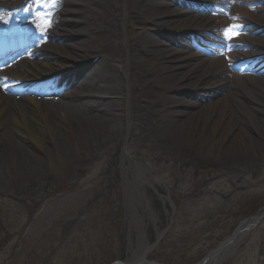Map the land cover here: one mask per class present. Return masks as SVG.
Returning <instances> with one entry per match:
<instances>
[{
  "label": "rangeland",
  "instance_id": "obj_1",
  "mask_svg": "<svg viewBox=\"0 0 264 264\" xmlns=\"http://www.w3.org/2000/svg\"><path fill=\"white\" fill-rule=\"evenodd\" d=\"M48 1L60 3L63 0ZM159 1L170 4L174 9L197 13L192 9L193 2ZM122 4V0H117L114 5L117 18L121 16ZM211 4L212 1H209ZM50 5L54 8L49 6V12L55 11L57 5ZM221 5L214 4L212 11L207 10L202 15L224 18L229 9ZM259 6L240 5L245 8L248 17L255 19L264 17V11L259 13L254 10ZM105 9L108 10V3ZM109 11L113 13L110 8ZM242 15L229 18L227 26L248 24ZM111 20L114 22L113 18ZM205 25L206 22H202L197 29H205ZM254 25L244 27L246 29L239 30V34L249 39H259L255 33L246 34ZM100 32L102 29L86 34L89 40L84 48L89 50L88 55L78 56L67 48L55 55L54 61L64 68L75 67L70 85L64 86L62 80L55 78L28 93L25 91L23 95L40 101L52 98L56 102L54 107H59V114L70 122L97 113V105L102 104V101H98L99 97H105L103 104L107 107L109 119L115 124L110 127L101 146L89 147L93 136L86 134V140L81 134L77 137L75 123L72 128L63 119L52 117L57 127L55 136H50V130L43 132V135L40 133V136L53 157L56 155L55 138H61L68 145L64 151L68 160H63L59 171L55 172L49 166L47 156L32 148L43 161L40 173L20 176L13 182L6 181L0 185V264H112L130 259L138 244V233L130 225L129 215L122 208L120 198V174L126 175L128 180L132 177L128 161H121L124 145L125 154L147 168L150 176L160 185L153 184V188L164 196L168 195L175 208L171 215L165 202L152 193V188L142 186L153 213V217L148 212L141 214L145 224L143 243L147 246L144 255L149 264H198L230 237L243 221L250 219L254 222V217L264 211V144L260 150L243 148L240 144L246 145L244 138L232 143V135H229L217 147L215 155L204 154L193 145V141L189 142L186 124L180 134L172 135L168 129L157 128L156 122L147 124L141 121V117L147 115L161 124L174 112L193 111L192 107H186V101L205 104V101L211 100V96L203 98L201 94L206 95L207 92L198 88L185 89L188 81L171 88L167 78L163 77L161 67L154 66L159 68L157 75L153 76L159 88L151 92V105L142 106V112L137 111L127 93L130 74L126 73L122 57L128 56L129 52L126 54L127 49L118 47L116 50L99 47L102 45L99 42ZM216 32L222 33L219 27ZM186 33L182 31L179 34L183 36L181 44L170 42L162 33L154 37L168 52L174 49L182 51L181 58L186 59L194 53L201 56L202 51H196L193 43L205 45L203 39L212 36L205 31L190 30L187 36ZM115 37L117 41V33ZM83 38H67L56 44L80 43ZM233 40L239 46L238 50H250L248 46H243V40ZM53 44L48 40L43 41L41 46L49 49ZM32 48V45L24 49L22 46L19 54L10 62L18 59L16 63L21 65ZM220 51L224 52V47ZM96 57L100 59L94 62ZM27 60L34 62L31 57ZM82 63V67L78 66ZM96 68L100 70V77L95 78L88 92L83 90L72 97L60 99V94L75 91L77 83L87 82ZM231 69L232 73H238L239 66ZM241 84L251 91L257 90L245 80ZM86 93H90V96H85ZM211 93L219 96L216 91ZM17 94L21 95L22 91L19 90ZM164 99L167 103H163ZM183 101L185 105H182ZM129 111L131 113L127 115ZM232 111L237 121L248 124L242 113L235 109ZM206 113L203 112L201 116H208ZM198 127L204 133L210 131V127L204 126L201 121ZM69 129H74L73 133ZM65 170L68 175H64ZM247 225L242 229H246ZM163 231L165 233L157 242V234ZM217 264H264V218L255 220L237 244L221 255Z\"/></svg>",
  "mask_w": 264,
  "mask_h": 264
},
{
  "label": "bare ground",
  "instance_id": "obj_2",
  "mask_svg": "<svg viewBox=\"0 0 264 264\" xmlns=\"http://www.w3.org/2000/svg\"><path fill=\"white\" fill-rule=\"evenodd\" d=\"M26 1L0 0V19L3 22L8 21ZM186 1L193 2L192 9L199 14L193 11L174 9L170 4L159 0H122V13L117 18L113 11L117 0H63L57 4L53 12H49L46 0H29L25 7L34 5L35 9H32L31 12H35V14L30 16L29 42L33 48L29 50L27 58L31 57L34 62L25 58L21 65L16 63L9 69L0 71V83L4 89L3 92L0 90V185L13 182V180L21 178L20 176H32L40 173L43 161L32 148L47 156L48 164L55 172L59 171L63 160H68L67 154L64 152L68 145L61 141V138H55L56 155L53 157V155L50 156L45 141L40 136V133L43 135V132L49 130L52 132H49L50 136H55L57 127L55 126L56 121L52 117H59L61 121L63 119L66 125H71L72 128L75 123L77 137L81 134L86 140V134L93 136V142L89 147H99L106 141L109 129L115 123L109 119L107 107L103 104L105 97H99L98 101H102V104L97 105V113L70 122L65 116L59 114V107H54L56 102L52 101V98L40 101L23 95L25 91L28 93L41 82L55 78L62 80L64 86L70 85L75 67L64 68L60 63L54 61L55 55L64 52L65 48L73 50L74 54L78 56L88 55L89 50L84 48L89 40L86 34L100 29L102 32H100L99 42L102 45L99 47L105 46L113 50L118 47L127 49L126 54L129 52L128 56L123 55L122 57L125 61L126 73L130 74L127 93L133 99V106L137 111L142 112L143 107L151 105V92L159 88L153 77L157 75L159 68L154 66L161 67L163 77L167 78L171 88L180 82L188 81L187 86H184L185 89L188 87L198 88L207 92L206 95L201 94L204 96L203 98L211 96L209 97L211 100L205 101V104L186 101V107H192L193 111L174 112L167 121L161 124L158 120L147 115H143L141 121H145L147 124L152 121L153 124L156 122L157 128L168 129L172 135L180 134L186 124V137L190 143L193 141V145L201 149L204 154L215 155L217 147L219 148L229 135H232V143L236 140L239 142L238 138L246 140V145L240 144V147H253V150H260L264 144V17L250 18L246 14L245 8H241L240 5H260L254 9L260 13L264 11V0ZM209 1H212L211 5H209ZM107 3L108 10L105 9ZM214 4H220L227 10L229 9L224 18H207L209 16L202 15L207 10L212 11ZM109 8L113 13L109 11ZM240 15L245 17L248 24L238 23L236 25L248 27L255 24L248 29L246 34L255 33L260 38L249 39L246 35H237L238 39L244 41L243 46H248L250 50L235 52L233 51L234 47L231 46H237V44L234 41H225L223 30L229 27L227 26L229 18ZM112 18L114 22H112ZM194 22L195 25H192ZM202 22H206L205 29H197ZM44 26H46L45 29ZM217 27L221 29L222 33L216 32ZM129 29L132 32L128 33ZM190 30L191 32H208L213 38H205V45L197 46L204 52L201 56L194 53L187 56L186 59L181 58L182 51L174 49L168 52L165 46L157 42L154 37L155 34L162 33L170 42L181 44L183 36H179L180 32L185 31L186 33L187 31V36L190 35ZM167 32L168 34H166ZM78 37H84L80 43H67L61 46L56 44L63 39L68 38L69 40ZM48 40L55 44L46 49L41 45L43 41ZM12 44L14 45V43ZM220 47L226 49L224 54H219L220 51L217 48ZM6 48L7 45L0 43V50ZM101 55L96 54V56ZM162 64H166L165 67ZM83 65L82 63L78 66L82 67ZM238 65H243L241 71L249 67L252 73L243 75L232 73L230 69ZM98 69L93 70L87 82L77 83L75 91L60 94V99L72 97L83 90L88 92L87 89L93 85L95 78L100 77ZM190 80L192 82H189ZM242 80L253 84L257 90L251 91L245 88L241 84ZM19 90L22 91L21 95L17 94ZM212 91L219 93V96L212 94ZM85 96H90V93H86ZM48 101L52 102L48 103ZM165 101L166 99L163 100V103H167ZM182 105H185L184 101ZM233 109L247 118V125L236 120ZM205 111L209 115L202 117L201 114ZM130 113L129 111L127 115ZM200 121L204 126L210 127L208 133L202 132V129L199 131ZM10 124L14 127H11ZM69 130L73 133L74 129ZM121 161H129V170H131L134 179L140 182L148 180L143 173L145 170L142 164L135 162L125 153ZM64 175H68L66 170ZM145 201L148 204V201ZM132 225L137 229L138 244L136 250L132 252V257L127 259L124 264H149L145 261L144 255L147 248L143 243L144 226H140L136 221ZM232 245L223 252L211 255L204 264H217L221 255Z\"/></svg>",
  "mask_w": 264,
  "mask_h": 264
},
{
  "label": "water",
  "instance_id": "obj_3",
  "mask_svg": "<svg viewBox=\"0 0 264 264\" xmlns=\"http://www.w3.org/2000/svg\"><path fill=\"white\" fill-rule=\"evenodd\" d=\"M124 150H125V145H124V148H123V152H124ZM123 154H124V153H123ZM128 162H129V161H128ZM121 165H122V163H121ZM121 169H122V168H121ZM144 170H145V172H143V173L147 174V171H146V168H145V167H144ZM121 175H122V178H125V177H126V175H124L123 173H121ZM138 186H140V181L134 179V176H132V178H131V182H126V183H125V186L122 187V188H123V195H124V197H126V198L128 199V206H130V207H131V206L133 205V203H134L133 198H134V195H135L136 190L138 189ZM261 218H264V212H263L261 215L254 217V222H255V220H258V219H261ZM254 222H251L250 219H249V220H245V221H243V222L238 226V228L233 232V234H232L230 237L226 238L223 242H221L215 250L211 251V252L209 253V255H207V257L204 258V259H203L200 263H198V264H204V263H206L207 260L210 258L211 255L216 254V253L223 252V251H224L227 247H229L231 244H233V245L237 244V242L239 241V239L241 238V236L245 233V231H247V229L250 228V226H252V225L254 224ZM246 223L248 224V225H247V228H246V229H242V227H243ZM163 234H164V232L161 233L160 235H158L157 240H159L160 237H161ZM233 245H232V246H233ZM113 264H124V263H122V262H115V263H113Z\"/></svg>",
  "mask_w": 264,
  "mask_h": 264
},
{
  "label": "flooded vegetation",
  "instance_id": "obj_4",
  "mask_svg": "<svg viewBox=\"0 0 264 264\" xmlns=\"http://www.w3.org/2000/svg\"><path fill=\"white\" fill-rule=\"evenodd\" d=\"M121 183H122V181H121ZM140 194H141V196H139L134 203L137 214H139V212H140L139 215L146 212L147 206L149 205V204H146V201H145V200H147L146 191L141 190Z\"/></svg>",
  "mask_w": 264,
  "mask_h": 264
},
{
  "label": "snow or ice",
  "instance_id": "obj_5",
  "mask_svg": "<svg viewBox=\"0 0 264 264\" xmlns=\"http://www.w3.org/2000/svg\"><path fill=\"white\" fill-rule=\"evenodd\" d=\"M242 29V26L238 25H230L227 29H224V38L225 41H230L233 39L235 36L239 34V30ZM231 47H236L235 45H232Z\"/></svg>",
  "mask_w": 264,
  "mask_h": 264
}]
</instances>
